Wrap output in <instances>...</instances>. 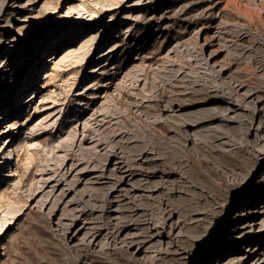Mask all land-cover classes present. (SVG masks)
Wrapping results in <instances>:
<instances>
[{
  "label": "rangeland",
  "instance_id": "obj_1",
  "mask_svg": "<svg viewBox=\"0 0 264 264\" xmlns=\"http://www.w3.org/2000/svg\"><path fill=\"white\" fill-rule=\"evenodd\" d=\"M8 3L0 114L13 116L0 120V156L10 158L0 168V264H250L263 256L264 0ZM231 99L234 111L215 113ZM91 112L106 116L82 145L101 129L117 135L106 146L133 159L131 182L143 190L124 200L135 208L124 214L129 231L151 234L139 250L99 248L83 231L70 237L75 209L86 208L80 221L94 224L89 207L101 190L74 203L82 183L59 203L34 193L43 168L57 162L56 144Z\"/></svg>",
  "mask_w": 264,
  "mask_h": 264
},
{
  "label": "bare ground",
  "instance_id": "obj_2",
  "mask_svg": "<svg viewBox=\"0 0 264 264\" xmlns=\"http://www.w3.org/2000/svg\"><path fill=\"white\" fill-rule=\"evenodd\" d=\"M10 1L12 0L3 1L0 6V13L3 12L4 8L8 6V2ZM205 46H207V44H205ZM13 51L15 50H12V52ZM112 51L113 50L110 49L103 55L109 54ZM11 55L4 60V64L7 68L13 63V57ZM54 57L51 55V58L54 59H50V61H55L57 56ZM221 70H224V66ZM9 85H13V83L11 82V84H7L6 86ZM246 94L250 96L249 92ZM31 99L32 98L29 100ZM217 99H219V97H217ZM232 99L228 102L229 104L227 108L215 110V113L225 115L229 111H234L235 104L232 102ZM12 108L16 109L15 107ZM103 114H95L91 112L82 120H76V131L66 134L65 137H63L64 139L56 144L55 156L57 162L51 167L47 163L43 168L36 183L34 193H46V198L43 203L48 201L59 203L69 193L70 189H73L77 184L82 183L84 190L78 192L79 194L75 199L72 198L74 201H68L74 203L78 200L81 201L80 195L84 192L88 193L86 194L88 198L94 200L97 195L95 194L97 190H101V200L91 202L89 207L90 212L96 213L94 216V224L92 226H87L80 221V215L86 208L79 207L75 209L71 214L68 223V228L71 233L70 237L73 239L83 231L82 240L98 246L99 248L121 249L135 246L139 250L142 247V242L151 234L149 233L148 228H138V231H129L133 223H129L124 214L125 209L134 208L132 205L124 206V200L135 199L137 195H140L139 192L143 190V188L137 187L131 182V167L133 159L129 158L122 151L120 146L116 147L114 144L106 146L105 139L109 136L113 139V137H117V135L113 133L108 135L107 131L101 129L94 130L89 137V140H87V145H82L87 129L94 124L96 125V121L99 122L103 120L106 116ZM213 115V112L211 111L210 113L209 111L206 114H197V116L195 115L190 119L192 123L199 122L208 119ZM8 116H13V112L10 115H5L4 112L1 113L0 120H3ZM231 117H234V115ZM11 125L12 124H10L7 130H2L1 134H9ZM118 136H121V134L119 133ZM12 138L9 139L7 145L12 141ZM20 147V144H17L14 147L13 152H17ZM114 149H116V152L118 150L119 154H115ZM74 151L76 152L74 153ZM1 153L2 150L0 151V155ZM9 159V157L5 158L0 156V168L6 166ZM108 165L113 170L112 175L105 172L108 170ZM261 212L263 213L264 209L260 211V213ZM253 213H245L247 215L245 222H255L259 216V212L257 211L256 214ZM100 235H102V240L97 239ZM262 255L263 256L255 257L253 260L251 259L252 262L250 264H264V254Z\"/></svg>",
  "mask_w": 264,
  "mask_h": 264
}]
</instances>
